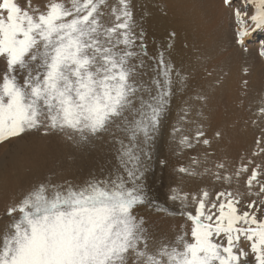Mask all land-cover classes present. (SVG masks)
Returning <instances> with one entry per match:
<instances>
[{
	"label": "snow or ice",
	"instance_id": "obj_1",
	"mask_svg": "<svg viewBox=\"0 0 264 264\" xmlns=\"http://www.w3.org/2000/svg\"><path fill=\"white\" fill-rule=\"evenodd\" d=\"M221 3L236 25L238 46L264 30V0ZM136 27L130 0H0V143L42 130L79 142L109 133L118 145L115 172L82 183L45 180L6 206L0 264H264V129L251 156L232 170L223 162L208 166L220 129L211 137L203 122L189 121L196 125L191 135L173 129L180 150L208 149L178 171L226 187L192 193L194 211L185 210L189 193L171 195L190 231L150 249L149 226L136 209L148 200L152 144L172 86L184 77L161 51L151 58L155 75L143 79L147 45ZM197 99L206 105L209 97ZM188 114L185 109L180 119ZM197 115L208 120L203 107ZM257 115L264 116V107Z\"/></svg>",
	"mask_w": 264,
	"mask_h": 264
},
{
	"label": "rangeland",
	"instance_id": "obj_2",
	"mask_svg": "<svg viewBox=\"0 0 264 264\" xmlns=\"http://www.w3.org/2000/svg\"><path fill=\"white\" fill-rule=\"evenodd\" d=\"M170 1L174 2V3H170ZM175 1H178V2H175ZM240 1L241 0L235 1V4L237 2L239 3ZM182 2H183V5H180ZM192 2H194L193 5H192ZM36 3H38V2H36ZM39 3L41 5H43L42 3H45V2H39ZM156 3H157V6H156ZM221 4H222L221 0H166V1L165 0H163V1L162 0L161 1L160 0H155L153 8H155L154 9V14L156 13V15L158 16L157 17L155 15V17H157V20H156L157 21V26H158L157 28L159 30L156 31V33L154 34L155 36L154 35L151 36L152 34L149 33V32H152V30L143 31L144 32V36L146 37V38H144V41H145L146 45L149 42L148 45H147V48H148L147 49V53H148L149 57H150V55H152L154 49H155V51H154L155 54L154 53L153 54L156 55V56H158V51L159 52L162 51L164 53L165 59L170 61L172 63V65H173L174 69L176 71H178L184 77L183 83H181L179 80H177L172 86V91H174V92L176 91L178 93V94L175 93V94H177V95H175L174 92H173L172 94H174L175 96L172 95V97L174 99L177 96L176 97L177 99L175 98V100H172L173 101V109H172V112H171V116L169 115L170 114L169 112L171 110H169V112L165 113L166 116L164 115V118H162L161 125H160L161 127L159 128V131H160V129H162L161 133L162 132H164V133H162L160 135L162 137L157 139L158 141L156 140V143H158L159 145H157L155 143L156 146H157L156 147L154 142L152 144V145L155 146V149L153 151L154 147L152 146L151 151H153L154 152L153 154H155V155L152 154V158H154L153 159V163H152L153 164V168H152V171H151L152 174H149V176L147 178L148 200H147V202L144 205L139 206L136 209V214L138 216H143L145 219L149 220V221L147 220L148 222L146 221L147 223H149L150 221L153 222L154 225H151L152 224L151 222L149 223V228L150 229H152L153 226L156 227V224H158V221H159V223L161 221V223L164 224V226L163 225H160V226H162L163 228H165V226H167L165 228V230L169 229V231L173 232L177 227L181 226L182 224L184 225V224L187 223V220H185V217L177 214V213H179V210H181V203L179 201H173L172 199H170L171 195H173V193H175V190L178 187V184L176 183L175 178L177 179V182L180 181V178L177 176V172L180 175L182 174V173H180L178 171L179 167L181 166V163H182V166L184 165V167H185V165H186V167H188V166H190L189 164H191L190 163L191 161L187 162L188 160H185V158L182 157L183 155L185 157H187L186 154L188 153V156H190V154H191L190 157H195V158H197L199 156L202 157V155L207 150V149H205V147L203 145H196L192 149L180 150L179 145L177 143V141L179 140L180 133H174L173 132L174 128H176V127L180 128L181 127L184 130V134L191 135L192 134L191 131H193L194 128L196 127L195 124L188 123L187 119L183 120V121L180 119L181 116H183L184 110L186 108L190 109L188 107V105H187V102L192 100V98H190L189 94L190 95L191 94L192 95H200V93L205 94L206 92H209L210 89L207 88V87H211L212 84H208V83H210V81L212 83L215 80L214 78H217L216 75H213L211 73L214 70V68L218 69V71L220 73L223 72L224 70L230 69L228 66H224L223 65L224 64L223 62L227 61L226 56H227V53H229V51L231 53H235V52H237L238 49H240V51L244 49L245 52H246V51L250 50V48H251V44L250 45H245L247 42H245L242 47L235 45V43H234L235 23L232 22L233 18H231L232 17L230 15L231 13L228 14L229 12L227 13V11H225V8L223 10V7H222ZM170 5H172V7ZM173 5H175V7ZM176 5L181 7V8H178ZM156 7H158V9ZM183 7H186V8H183ZM181 9H184V10H181ZM161 13H163L164 15L161 14ZM219 13H221V14H219ZM227 14H228V16H226ZM158 18L160 19L159 20L160 22L158 21ZM230 19H231V21H230ZM228 23L232 24L234 29H229L228 27H225V26L229 25ZM222 28H226L232 34L231 48H229L228 45L227 46H222V38H220V43H218L215 46V48L212 50V53H211L210 49H209L210 47H208V46H209V44H213L214 36L217 34L218 30H221ZM173 32L175 33L174 37L170 36V33H173ZM149 34H150V36H149ZM249 40L250 39H247V41H249ZM255 40H257L255 42V44L257 45L259 43L258 40H260L259 35H257L255 37ZM154 43H156V44H154ZM169 44H171V47H168ZM233 45H234V47H233ZM151 46H152V48H150ZM158 47H160V49H162V50H159ZM256 50H257V48H256ZM151 51H152V53H151ZM243 51H241L240 53H243ZM154 55H152V57H156ZM149 57L148 56L145 57V63H146V61L148 63V64L146 63V65H148L147 66L148 68H146L147 69L146 71H147L148 74L149 73L152 74L153 72H151V71H152V68L154 66V63H153V60L151 59V57L150 58ZM221 57H224L223 61H222V65L219 64L220 67H217L218 62L221 59ZM150 61H151V63H150ZM253 63H254L253 67L250 66V67L247 68L246 65H242V64L238 67V65L235 62V60L231 57V61H230L229 64H230V66H231V64H236V70L224 71V73H232L233 72L232 74H235L236 77L234 79H229V78L228 79L227 78L226 79L225 78L221 79V78H219L220 79L219 93L213 96V98L211 100V104L208 106V110H207V112H208V116H207L208 120L207 121H203V123H205L206 126L208 124H210L211 127H212V128H208L209 129L208 130L209 137H211L213 131H215L217 129V127H216L217 123L218 124L221 123L219 126H221L222 123L223 124L224 123L228 124V125L226 124L227 128L229 127L230 129L229 128L225 129L226 126L224 124V125L221 126L220 130L221 131H225L226 133L228 131V133L226 135L227 136L226 138L229 139V137H230V139H231L230 142H232V143L234 142L238 146L235 147V144H233L232 146H234V147H232L231 143H229L230 145L227 144L228 143V141H227L228 139L225 140V136L224 135L226 133L223 132L224 133V134L222 133L223 134V139H221L220 141L225 140L226 142L223 141V143H221V144L224 146L225 145L224 143H226L228 146L225 145L226 147L224 148V147H221V144H219L220 143L219 141L216 142L218 145L215 143V141H213L212 148L215 147L214 145L216 144V146H218V151H222L223 148L226 149L227 147H229V148L231 147L232 148V150L230 148L231 153L234 152V151H235L234 153H237L238 151H236L235 148H238L239 145L243 146V148L241 147L242 151H239V152H241V154L237 153L234 156H237L238 154H240V155H238L240 157H250L251 153H252V151L254 149V141H255V139L258 136L261 135V129H264L263 127L259 126V123H256V122L253 123L254 120H253V115H252V107H255L257 104L261 105V107H264V63H262V61L260 59H258V57H256L253 60ZM196 64H198V66H200V67H197ZM242 67H244V70L247 69V75L244 74V70L241 69ZM150 68H151V70H150ZM196 68L197 69L199 68V69L197 70ZM201 70L202 71L204 70L203 73H202ZM205 71H206V74H204ZM208 71H209V73H208ZM173 75H174V79H175V74H173ZM149 76L151 77V75H149ZM149 76H145V77H143V79L145 78V80H148V78H150ZM200 76H202V77H200ZM211 78H212V80H211ZM209 79H210V81H209ZM244 80L248 81L246 87L242 83ZM215 82L216 81H214L213 84H215ZM206 83L208 85H206ZM209 85H211V86H209ZM203 86H205L207 88V89H205V87H204L206 92L202 91ZM194 89L195 90L198 89L199 92L201 90V92L199 94H196V92H198V90L195 91ZM186 96L188 98H190V99H188ZM191 97H193V99L194 98L197 99V96L196 97L191 96ZM193 105H195V104H193ZM165 117L168 120V121L166 120L167 122L165 121ZM171 121H173V122H171ZM173 124H175V125H173ZM162 125H163L164 128H166L165 130H164V128H162ZM177 125H179V126H177ZM189 126L190 127L192 126V128L190 129ZM231 128L232 129L234 128V130H232ZM166 130H167V132H166ZM33 131L36 132L38 136L42 135V130L41 131L33 130ZM165 132H166L167 135L165 134ZM210 132H212V133H210ZM26 134L22 135L19 139H22V140L30 143V141L28 139L29 136H30V132H28ZM238 134H239V137L237 136ZM108 135H110V134L104 133V139L106 137L108 138ZM164 135H166V136L164 137ZM100 136H102V135H100ZM100 136L95 137V139H93L91 142H95V140L100 138ZM156 136L158 137V135H156ZM235 137L236 138H240V139H236ZM163 138L165 139V141H164ZM16 139L17 138L11 139L10 141H8L6 143H1L0 144V147H1L0 148V160L3 161L4 158L6 160L7 157L10 156L11 154H13L12 156H15L16 153L22 154V153L25 152L24 150H22V149H20L18 147V146L21 145V143H18V141H16ZM161 139H162V141H161ZM235 139L237 140V142L234 141ZM22 140H19V142L20 141L22 142ZM239 140H241L243 144ZM108 143H109V146L106 145V143H104L106 145L107 149L105 147L99 149L97 151V155H96L95 152L88 151V154L86 155V157H83V153L81 151L79 152L81 160H77V162L74 163L75 165H72L73 167L74 166L75 167L76 166L79 167V165H80L79 163H81L83 161L86 162V160H88L89 162H92V161L96 160V162L94 161V164L92 166L94 169H86V170L84 169L83 171L82 170L80 171V168L82 169V167H79V168H77V167L75 168L74 167V171H75V173H74L75 174L74 175V183H82L85 180L89 179V177L91 178V177L98 176V177H95V178H102V177H104V176H106V175H108L110 173H113V172H115L117 170L118 160H117V151L116 150L118 148V145L117 144L115 145V144H113L111 142H107V144ZM164 143H168V144H165L167 146L166 148H169L170 145L173 144L172 145L173 147L172 146L171 147L173 148V152L174 153H172V151H170V149L172 150V148H169V149L166 150V148H164V145H163ZM18 144H20V145H18ZM219 145H220V148H219ZM115 146H116V148H115ZM114 148L116 150H114ZM163 148L168 153V155H167V153L165 151H163ZM174 148H176V151L174 150ZM233 148H234V150H233ZM241 148H238V150H241ZM159 149H160V151L162 150L161 152H163V153H161L159 151ZM214 149L217 150V148H214ZM214 149H212V151L215 152V155H218V154L223 155V153H225L224 155L226 156L227 151L230 153V150H228V149H226L225 152L222 151L223 153H220V152L218 153V151H215ZM155 150L156 151L158 150L159 152L155 153ZM168 150L170 151V153L174 154L175 156L178 154L177 157H175L173 155L174 158L172 159L171 158L172 156H171V154L169 153ZM198 151H199V153H198ZM99 153H100V155H99ZM182 153H184V154L180 155ZM229 153H228L229 156L228 155L227 156H228V158L231 157V159L229 158L230 160H228L226 157H223L221 155H220V158H219V155H218L217 159L218 160H220L221 158L222 159H221V161H217V162H223L229 167V169H231V168L233 169L232 166L236 165L234 163V161L238 164L239 160H241V159H238L239 157L238 158L234 157V160H233V155L231 153L230 154ZM162 154H163V156H162ZM165 154L167 156H170V157H167L168 161H166V155ZM215 155H212L211 157L213 158ZM54 157L57 158L56 155H54ZM48 158L50 159V157H48ZM175 158H176V160H175ZM212 158H210L211 159L210 162L212 160L213 161L209 164V166L210 165L212 166V164L215 163L214 159H212ZM202 159H203V157H202ZM223 159H225V160H223ZM157 160H159L160 162L161 161H165L166 165L165 164L161 165V163L159 161H157ZM170 160H172V162ZM231 160H232L233 164H232ZM173 161H175L176 164H173V163H175ZM184 161H186V162H184ZM56 162H58V160H56ZM227 162H228V164L230 166L227 164ZM51 163L52 162L50 160H44L43 162H38V166L42 167L41 168L42 170L37 171V173H35L34 175H38L39 176V181L42 182L43 179H44V181H45V179L47 180L48 176H50V177L62 176V174L64 175L66 173V171H64L65 170V166L62 163H60L59 168H57L56 170H53L52 172L49 173V170H47V169L51 170L50 167L53 164V163L52 164ZM168 163H169V165H168ZM178 163H180V164L178 165ZM45 166H46L47 169L45 168ZM97 166H99V167H97ZM172 166L173 167L176 166V167L173 168ZM29 170L30 169H27L26 171H29ZM58 170L60 171V173H59ZM168 172H170V173H168ZM40 173L41 174L45 173L44 175H46V174L47 175L46 176L40 175ZM4 174L1 176L2 178L0 177V180H1L0 181V189H2V192H4V193L6 192V195L0 196V217H2V218H0V221L1 220L3 221V222H0V225L2 226V228H4L3 227L4 222H8L7 217L4 216V213H5V210H6V206L10 202L17 201L30 186V181L28 179L24 180L25 183H23L22 180H19V179H23V177H25L24 174H22V176L17 177V175L14 173V171L12 169L9 170L8 167H7V169H6ZM57 174H59V175H57ZM168 175L172 176L173 178L170 179V177ZM182 175H184V174H182ZM185 176L188 177L189 175H185ZM20 177H22V178H20ZM28 177L30 178V176H27L25 178H28ZM154 177H156V178H154ZM204 178H205V176H204ZM2 179H3V182H2ZM169 179H170V181H169ZM206 179L209 180V177L207 176ZM210 180H212L211 177H210ZM20 181H21V183H20ZM63 181H66V180H63ZM172 181H174V182H172ZM56 182L58 183V182H61V181H55V183ZM1 183H3V184L1 185ZM243 183H244V181H243ZM243 183H241L242 186L244 185ZM19 184H20L21 188H20ZM22 184H23V187H22ZM171 184H172V186H171ZM217 185H221V187L220 186H216L214 191H213V194L215 193V191H218L221 188L226 187V185H223L221 183L220 184L218 183ZM234 186H235V183H234ZM205 187L206 186L204 185L203 188H205ZM231 187H233V185H231ZM149 189H150V191H149ZM182 191H184V190H182ZM185 191H187L189 194H191V192H194V190H190V188H188ZM0 192H1V190H0ZM16 192H18L19 194H17L16 197L14 198V194ZM20 192H23V193H20ZM1 194L2 193H0V195ZM149 198L151 200H149ZM152 198L154 199V201H153ZM189 201L190 200L187 201V204H188L187 209L188 208L189 209L188 210L185 209V210L190 211L192 209L191 211H194L195 205L192 202H189ZM170 206H171V209L169 208ZM173 207H175L176 209L173 208ZM166 208H169L171 211L166 209ZM172 215H173V220H172ZM178 215H179L180 218L178 217ZM261 215H264V213H261ZM158 216H161V217L159 218ZM170 216H171V218H170ZM176 216H177V218H176ZM155 217L158 219V221H157V219ZM181 217L183 218V220H182ZM3 219L4 220L6 219V220L4 221ZM162 219L164 220V222L166 221V224L163 223ZM167 220H169V221H167ZM170 220H172L173 223ZM184 221L186 223H184ZM2 223H3V225H2ZM168 223H169V225L172 223L171 224L172 226L170 225L171 226V230L169 228L170 226H168ZM189 224L190 223L188 222L186 225H189ZM1 226H0V228H1ZM189 226H191V224ZM157 227H159V226H157ZM2 228H1V231L3 230ZM156 228H153V231L156 230ZM151 231L152 230H150V233H152V234L156 233L155 231L154 232L153 231L151 232ZM153 236L154 235H152V238H153Z\"/></svg>",
	"mask_w": 264,
	"mask_h": 264
},
{
	"label": "bare ground",
	"instance_id": "obj_3",
	"mask_svg": "<svg viewBox=\"0 0 264 264\" xmlns=\"http://www.w3.org/2000/svg\"><path fill=\"white\" fill-rule=\"evenodd\" d=\"M161 1V0H160ZM163 1V0H162ZM166 1V0H165ZM36 2H46V0H33V3L35 4ZM154 2H155V0H130V4H131V10H132V12H133V20L135 21V23H136V25H137V27H136V31H139V30H143V31H149V30H152V32H149V33H151L152 35L151 36H153L155 33H156V31L157 30H159L157 27V15H156V13L154 14V9L155 8H153L154 7ZM168 2V1H167ZM175 2H178V1H175ZM116 3V0H109V5H111V4H115ZM160 3V2H159ZM165 3V2H164ZM169 3V2H168ZM170 3H174V2H171L170 1ZM193 3L194 2H192V5H193ZM238 3V2H237ZM236 3V4H237ZM240 3V2H239ZM238 3V4H239ZM40 4V3H39ZM42 4H44V3H42ZM165 5V4H164ZM179 5V4H178ZM180 5H183V2L180 4ZM222 5V4H221ZM156 6H157V3H156ZM171 7H172V5H170ZM174 7H175V5H173ZM177 6V5H176ZM185 6V5H184ZM191 6V5H190ZM178 8H181V7H179V6H177ZM192 7V6H191ZM222 7H223V5H222ZM157 9H158V7H156ZM183 8H186V7H183ZM181 10H184V9H181ZM223 10H224V7H223ZM225 11H227V13L228 14H230V11L229 10H227V9H225ZM161 14H163V13H161ZM219 14H221V13H219ZM228 14L226 15V16H228ZM155 15L157 16V17H155ZM164 15V14H163ZM231 15V14H230ZM231 17V16H230ZM229 17V18H230ZM232 18V17H231ZM160 19L158 18V21H159ZM229 20V19H228ZM230 21H231V19H230ZM160 22V21H159ZM232 22H234V20L232 21ZM231 23V22H230ZM229 24V23H228ZM154 27V28H153ZM225 27H228L229 29H234V27L232 26V24H229V25H227V26H225ZM151 28V29H150ZM153 28V29H152ZM256 31H253V33H255ZM263 35V34H262ZM149 36H150V34H149ZM155 36V35H154ZM259 37H260V40H262V36H261V34H259ZM144 38H146L145 36H144ZM220 38H222V46H227L228 45V47L229 48H231V41H232V34H231V32H229V30H227L226 28H222L221 30H218V32H217V34L214 36V42H213V44H209V46L208 47H210L209 49H210V52L212 53V50L215 48V46L218 44V43H220ZM247 39H252V40H255V38L253 39L252 38V35L250 34L249 36H247L246 38H245V41H244V43L245 42H247ZM157 40V39H156ZM149 43V42H148ZM148 43H147V45H148ZM151 43V42H150ZM154 44H156V43H154ZM161 44V43H160ZM151 45V44H150ZM158 45V44H157ZM155 47V46H154ZM162 47V46H161ZM233 47H234V45H233ZM150 48H152V46L150 47ZM256 48H257V46H254V45H251V48H250V50H248V51H246L245 52V50L243 51V50H241V51H243V53H240L241 51H240V49H238L237 50V52H235V53H231L230 51H229V53H227V56H226V59H227V61L230 63V61H231V57L235 60V62L237 63V65H238V67L242 64V65H246V67L248 68V67H250V66H254L253 64V60L257 57V50H256ZM148 49V48H147ZM158 49L159 50H162V49H160V47H158ZM150 50V49H149ZM154 51H155V49H154ZM154 51H153V53H154ZM157 51V50H156ZM151 53H152V51H151ZM152 53V55H154ZM158 53H159V51H158ZM152 55H150V57L152 58ZM154 56H156V55H154ZM148 57H149V55H148ZM149 57V58H150ZM148 58V59H149ZM223 58L224 57H221V59L219 60V62H218V65H217V67H220V65L219 64H221L222 65V61H223ZM150 60V59H149ZM198 61V60H197ZM196 61V62H197ZM227 61H224L223 63V65L224 66H228L230 69H228V70H224V71H232V70H236V64H231V66H230V64L227 62ZM195 62V63H196ZM146 63H147V61H146ZM150 63H151V61H150ZM148 64V63H147ZM1 65H3V62H1L0 61V69H3L2 68V66ZM151 65V64H150ZM153 65V64H152ZM197 65V67H200V66H198V64H196ZM148 66V65H147ZM206 66V65H205ZM154 67V66H153ZM208 67V66H207ZM148 68V67H147ZM197 69V68H196ZM199 69V68H198ZM197 69V70H198ZM211 69V68H210ZM242 70H244V67H242L241 68ZM147 70V69H146ZM150 70H151V68H150ZM149 70V71H150ZM206 70V69H205ZM250 70V69H249ZM2 71V70H1ZM202 71V70H201ZM200 71V72H201ZM204 71V70H203ZM203 71H202V73H203ZM224 71L223 72H219L218 71V69H216V68H214V70L211 72L213 75H216L217 76V78H214L215 80L214 81H216L215 82V84H213V82L211 83V81H210V79H209V81H210V83H208V84H212V86L211 85H209V86H211V87H207V88H209L210 90H209V92H206V90L205 89H207L205 86L206 85H208L207 83H206V85L205 86H203V89H204V87H205V89L203 90L202 89V91H205L206 93L205 94H202V93H200L201 92V90H200V92H199V90L198 89H196V90H198V92H196V94H199L200 93V95H207L208 97H209V99H208V102H207V104L206 105H202V102L200 101V100H198V99H196V98H194L193 99V97H191V96H194V97H196V96H198V95H190L189 94V96H190V98H192V100H190V101H188L187 102V105H188V107L190 108V110H191V112H190V114L188 115V117L191 119L190 121H197V122H203V121H201L200 120V117L197 115V112L199 111V110H201V108L203 107V111H204V114H205V116H208V112H207V110H208V106L211 104V100H212V98H213V96L214 95H216V94H218L219 93V84H220V79L219 78H229V79H234L235 77H236V75L235 74H232V73H224ZM151 72H153V71H151ZM208 73H209V71H208ZM207 73V74H208ZM220 73V74H219ZM148 74V73H147ZM204 74H206V71H205V73ZM203 74V75H204ZM149 75H151V77L152 76H154L155 75V73L153 72L152 74L151 73H149L147 76H149ZM220 76V77H219ZM150 77V76H149ZM150 77V78H151ZM200 77H202V76H200ZM147 78V77H146ZM145 79V78H144ZM149 79V78H148ZM211 80H212V78H211ZM208 81V82H209ZM232 81V80H231ZM190 88V87H189ZM191 89V88H190ZM200 89V88H199ZM195 90V89H194ZM195 90V91H196ZM174 91H172V93H173ZM189 92V91H188ZM175 93H177L176 91L174 92V94ZM187 93V92H186ZM194 93V92H193ZM204 93V92H203ZM174 94H172V95H174ZM178 94V93H177ZM177 94H175V95H177ZM195 94V93H194ZM174 95V96H175ZM188 95V94H187ZM177 97V96H176ZM175 97V98H176ZM187 97V96H186ZM175 98L173 99V97L171 96V98H170V103H169V106H168V108H167V111L166 112H169V110H171L168 114L171 116V112H172V109H173V101L172 100H175ZM188 98V97H187ZM190 98H188V99H190ZM177 99V98H176ZM192 103V104H191ZM193 104H195V105H193ZM258 105V104H257ZM195 106V107H194ZM195 108V109H194ZM187 109V108H186ZM188 113H189V111H188ZM184 114V113H183ZM166 116V115H165ZM164 118V117H163ZM169 118V117H168ZM171 119V118H170ZM164 120V119H163ZM167 120V118L165 117V121ZM186 120V119H185ZM168 121V120H167ZM166 121V122H167ZM171 122H173V121H171ZM163 123V122H162ZM170 123V122H169ZM185 123V122H184ZM183 123V124H184ZM190 123V122H189ZM171 124V123H170ZM191 124V123H190ZM189 124V125H190ZM221 124V123H220ZM220 124H218L217 123V129H221V126L222 125H224L225 124V126H226V128L225 129H228L227 128V123H222V125L221 126H219ZM227 124V125H226ZM173 125H175V124H173ZM216 125V124H215ZM234 125V124H233ZM177 126H179V125H177ZM224 126V127H225ZM161 127V126H160ZM190 127V126H189ZM188 127V128H189ZM195 127V126H194ZM215 127V126H214ZM215 127V128H216ZM231 127V126H230ZM162 128H164L163 127V125H162ZM177 128V127H176ZM181 128V127H180ZM192 128V126L190 127V129ZM210 128H212V127H210ZM214 128V129H215ZM235 128V127H234ZM234 128L232 129V130H234ZM166 128H164V130H165ZM213 129V130H214ZM230 129V128H229ZM186 130V129H185ZM188 130V129H187ZM209 130V129H208ZM212 130V131H213ZM223 130V129H222ZM161 131H162V129H160V131H158V133L156 134V135H158V137L156 136L155 138V140H154V144L156 143V140L157 139H159L160 137H162V136H160L162 133H164V132H162L161 133ZM227 131V130H226ZM231 131V130H230ZM238 131V130H237ZM166 132H167V130H166ZM166 132H165V134H166ZM192 133H193V131H191ZM223 132H225V131H222V133ZM172 133V132H171ZM210 133H212V132H210ZM226 133V132H225ZM227 133H228V131H227ZM227 133L224 135L225 136V140L226 139H228V138H226L227 136ZM232 133V132H231ZM109 134V133H108ZM224 134V133H223ZM23 135H25V134H23ZM27 135V134H26ZM29 135V134H28ZM102 136H100V138H98V139H96L95 140V142H91L93 139H95V138H92V137H90L89 139H88V141L87 142H79L75 137H73V139H69L68 138V136H66L64 133H61V132H50L48 135H44V134H42V135H37V133L36 132H34V131H30V136H29V141H30V143H28V142H26V141H24V140H22V139H19V138H17L16 139V141H18V143H21V145L20 144H18V145H20V146H18L20 149H22V150H24L25 152L24 153H22V154H18V153H16V155L15 156H12L13 154H11L10 156H8L7 157V159L5 160V158L3 159V161L2 160H0V177L5 173V171H6V169H7V167H8V169L10 170V169H12L13 171H14V173L17 175V177H19V176H22V174H24L25 175V177H27V176H33L35 173H37V171H39V170H42L41 168L42 167H39L38 166V162H43L44 160H50L52 163V166L50 167L51 168V170L50 169H47L46 168V166H45V168L47 169V170H49V173L50 172H52L53 170H56L57 168H59V166H60V163H62V164H64V166H65V170L64 171H66V173L63 175L62 174V176H54V177H50V176H48V179L47 180H51L52 181V183H55V181H58V180H66V181H71L72 183H74V173H75V171H74V167L72 166V165H75L74 163L75 162H77V160H81V158H80V155H79V152L81 151L82 153H83V157H86V155L88 154V151H91V152H95L96 153V155H97V151L99 150V149H101V148H106V145H108L109 146V143L107 144V142H111V143H113V144H115L116 145V143H114L113 142V137H112V135H108V138L106 137L105 139H104V133L103 134H101ZM167 135V134H166ZM166 135H164V137L166 136ZM173 135V134H172ZM232 135V134H231ZM174 136V135H173ZM238 137H239V134L237 135ZM28 137V136H27ZM236 138V137H235ZM164 139V138H163ZM173 139V138H172ZM223 139V138H222ZM236 139H240V138H236ZM234 140L235 142H237V140ZM19 140H22V142L20 141L19 142ZM225 140H223V141H225ZM230 137H229V139L227 140L228 141V143L227 144H229V143H231V146L233 145V144H235L234 142L232 143V142H230ZM158 141V140H157ZM161 141H162V139H161ZM164 141H165V139H164ZM167 141V140H166ZM177 141V140H176ZM175 141V142H176ZM223 141H220L219 140V144H221V143H223ZM241 143H242V141L241 140H239ZM216 142H218V141H215V143ZM226 142V141H225ZM239 142V143H240ZM104 143H106V145L104 144ZM177 143H178V141H177ZM238 143V144H239ZM16 144V143H15ZM157 145H159L158 143H156ZM156 144H155V146H156ZM162 144V143H161ZM165 144H168V143H164L163 145H164V148H166L167 146L165 145ZM217 144V143H216ZM216 144L214 145L215 147H213L212 149H214V148H217V150H215V151H218V146H216ZM226 146H228L226 143H224ZM243 144V143H242ZM17 145V144H16ZM173 144H171L170 145V147L169 148H172L173 146H172ZM213 145V144H212ZM218 145V144H217ZM223 146L222 144H221V147H226V146ZM230 145V144H229ZM111 146V145H110ZM154 148H153V151H154V149H155V146L154 145H152ZM172 146V147H171ZM238 145L237 144H235V147H237ZM157 147V146H156ZM159 147V146H158ZM232 147H234V146H232ZM243 148V146H240L239 145V147L238 148ZM1 148V147H0ZM115 148H116V146H115ZM114 148V150H116ZM160 148V147H159ZM163 148V151H165V149ZM169 148H166V150L167 149H169ZM201 148V147H200ZM219 148H220V145H219ZM223 148V150L222 151H224L225 152V150L226 149H228L229 147H227L226 149H224ZM231 148V147H230ZM230 148L228 149V150H230ZM238 148H235L236 149V151H238L237 153H240L241 154V152H239V151H242V148H241V150H238ZM107 149V148H106ZM111 149V148H110ZM157 149V148H156ZM179 149V148H178ZM104 150V149H103ZM102 150V151H103ZM113 150V149H112ZM174 150L176 151V148H174ZM195 150V149H194ZM203 150V149H202ZM208 150V149H207ZM206 150V151H207ZM221 150V149H220ZM231 150H232V148H231ZM231 150H230V153H231ZM233 150H234V148H233ZM101 151V152H102ZM153 151H151L152 152V154L154 153ZM159 151H160V149H159ZM158 150L156 151L155 150V153H158L159 152ZM162 151V150H161ZM160 151V152H161ZM169 151V150H168ZM170 151H172V153H174L173 152V148H172V150L170 149ZM170 151H169V153H170ZM178 151V150H177ZM193 151V150H192ZM222 151H218V153L220 152V153H223ZM100 152V153H101ZM166 152V151H165ZM181 152V151H180ZM191 152V151H190ZM214 152V151H213ZM235 152V151H234ZM234 152H232L231 154L233 155V160H234V157L236 158H238V159H241V157L240 156H238V155H240V154H238L237 156H234V155H236L237 153H234ZM100 153H99V155H100ZM161 153H163V152H161ZM167 153V152H166ZM172 153H170L171 154V158L173 159L174 157H173V155L174 154H172ZM179 153V152H178ZM187 153V152H186ZM197 153V152H196ZM198 153H199V151H198ZM217 153V154H218ZM228 151H227V153H226V156L224 155L225 153H223V155H221V154H218L219 155V158H220V155L221 156H223V157H226L228 160H230L231 159V157H229L228 158ZM229 153V154H230ZM234 153V154H233ZM184 153H182V154H180V155H183ZM203 154V153H202ZM201 154V155H202ZM54 155H56L57 156V158L56 157H54ZM104 155V154H103ZM109 155V154H108ZM153 155H155V154H153ZM157 155V154H156ZM166 155V154H165ZM167 155H168V153H167ZM166 155V161H168L167 159V157H170V156H167ZM178 155V154H177ZM177 155L175 156V157H177ZM214 155H215V152H214ZM218 155H215L213 158L212 157H210V158H212V159H214V162L216 163L217 161H221V159L220 160H218L217 158H218ZM228 155V156H227ZM231 155V156H232ZM102 156V155H101ZM162 156H163V154H162ZM186 156L187 157H185L184 155L182 156L183 158H185V160H188L187 162H190L191 160H192V158H195V157H190L191 156V154H190V156H188V153L186 154ZM193 156V155H192ZM48 157H50V159L48 158ZM154 157V156H153ZM197 157V156H196ZM202 157H203V155H202ZM202 157L201 156H199V157H197V158H199V159H202ZM20 159V160H19ZM153 159L154 158H152V163H153ZM226 159V160H227ZM56 160H58V162H56ZM108 160V159H107ZM162 160V159H161ZM175 160H176V158H175ZM178 160V159H177ZM180 160V159H179ZM211 160V159H210ZM223 160H225V159H223ZM95 162H96V160H94ZM94 161H92V162H89L88 160H86V162L85 161H83V162H81V163H79L80 165H79V167H82V169L80 168V171L82 170H86V169H94L92 166H93V164H94ZM157 161H159V160H157ZM171 162H172V160H170ZM169 161V162H170ZM213 161V160H212ZM211 161V162H212ZM48 162V161H47ZM46 162V163H47ZM98 162V161H97ZM156 162V161H155ZM160 162V161H159ZM173 162H175V161H173ZM178 162V161H177ZM181 162V161H180ZM184 162H186V161H184ZM210 162V163H211ZM213 162V163H214ZM226 162V161H225ZM229 162V161H228ZM228 162H227V164H228ZM231 162H232V160H231ZM239 162H240V160H239ZM99 163V162H98ZM97 163V164H98ZM191 163V162H190ZM209 163V164H210ZM234 163L235 164H237L235 161H234ZM42 164V163H41ZM77 164V163H76ZM171 164V163H170ZM173 164H176V162L175 163H173ZM180 163H178V165H179ZM232 164H233V162H232ZM234 164V165H235ZM45 165V164H44ZM166 165V164H165ZM168 165H169V163H168ZM189 165H191V164H189ZM229 165V164H228ZM43 166V165H42ZM181 166H182V163H181ZM184 166V165H183ZM209 166V165H208ZM211 166V165H210ZM230 166V165H229ZM44 167V166H43ZM77 168H79L78 166H76ZM75 167V168H76ZM97 167H99V166H97ZM173 167V166H172ZM176 166H174L173 168H175ZM185 167H186V165H185ZM189 167V166H188ZM233 168H234V166H232ZM229 168V167H228ZM27 169H30L29 171H26ZM100 169V168H99ZM232 169V168H231ZM231 169H229V170H231ZM46 170V171H47ZM59 171V170H58ZM74 171V172H73ZM92 171V170H91ZM99 171V170H98ZM158 171V170H157ZM160 171V170H159ZM44 172V171H43ZM79 172V171H78ZM171 172V171H170ZM170 172H168V173H170ZM177 172V171H176ZM48 173V172H47ZM59 173H60V171H59ZM81 173V172H80ZM39 174V173H38ZM45 174V173H44ZM44 174H41L40 173V175H44ZM77 174V173H76ZM87 174V173H86ZM150 174H152V173H150ZM5 175V174H4ZM47 175V174H46ZM46 175H44V176H46ZM53 175V174H52ZM57 175H59V174H57ZM158 175V174H157ZM173 175V174H172ZM186 174H184V175H180L178 172H177V176L180 178V181H178L177 182V179L175 178V180H176V183L178 184V187L176 188V190H175V192H180V193H188L187 191H185V190H187L188 188H190V190H194V192H191V194L192 193H198L199 192V190L201 189V188H203L204 187V185L206 186L205 188H207L209 191H211L212 193H213V191H214V189H215V187L216 186H220L221 187V185H217L218 183H213L212 182V180H210V177H209V180L208 179H206V177L207 176H205V178H204V176L203 177H192V176H185ZM86 176V175H85ZM160 176V175H159ZM165 176V175H164ZM169 176V175H168ZM25 177H23V179H19V180H22V182L23 183H25L24 182V180L26 179H28L29 180V177L28 178H25ZM39 177V176H38ZM72 177V178H71ZM95 177H98V176H95ZM170 177V179H172L173 177L172 176H169ZM168 177V178H169ZM2 178V177H1ZM5 178V177H4ZM20 178H22V177H20ZM41 178V177H40ZM90 178V177H89ZM154 178H156V177H154ZM160 178V177H159ZM166 178V177H165ZM7 179V178H6ZM170 179H169V181H170ZM18 180V181H19ZM46 180V179H45ZM82 180V179H81ZM151 180V179H150ZM174 180V181H175ZM1 181V180H0ZM43 181H44V179H43ZM84 181V180H83ZM174 181H172V182H174ZM2 182H3V179H2ZM41 182V181H40ZM62 182V181H61ZM64 182V181H63ZM240 182L241 183H243V180L241 179L240 180ZM20 183H21V181H20ZM57 183V182H56ZM240 183V184H241ZM3 183H1V185H2ZM176 184V185H177ZM220 184V183H219ZM244 184V183H243ZM19 186H20V184H19ZM154 186V185H153ZM171 186H172V184H171ZM203 186V187H202ZM236 186V185H235ZM234 186V183H233V188L235 187ZM240 186V188H241V190L243 189V186H242V184L241 185H239ZM242 186V187H241ZM22 187H23V184H22ZM20 188H21V186H20ZM148 188V187H147ZM182 188V189H181ZM218 188V187H217ZM1 190V192L0 193H2L0 196H3V195H6V192L4 193V192H2V189H0ZM167 190V189H166ZM182 190H184V191H182ZM18 191V190H17ZM149 191H150V189H149ZM26 192V191H25ZM20 193H23V192H20ZM155 193V192H154ZM17 194H19L18 192H16L15 194H14V198L16 197V195ZM153 194V193H152ZM174 194V193H173ZM191 194H189V199L188 200H190L189 202H192L191 201ZM160 195V194H159ZM162 195V194H161ZM150 196V195H149ZM155 196V195H154ZM18 199V198H17ZM20 199V198H19ZM153 199V198H152ZM156 199V198H155ZM166 199V198H165ZM149 200H151L150 198H149ZM153 201H154V199H153ZM152 201V202H153ZM168 203V202H167ZM168 205V204H167ZM163 206V205H162ZM170 209H171V206L169 207ZM169 208H166V209H168V210H170ZM173 208H175V207H173ZM176 209V208H175ZM189 209V208H188ZM187 209V210H188ZM192 210V209H191ZM190 210V211H191ZM145 211V210H144ZM171 211V210H170ZM159 212V211H158ZM177 212V211H176ZM179 212H180V210H179ZM157 213V212H156ZM170 213V212H169ZM175 213V212H174ZM168 214V213H167ZM145 215V214H144ZM149 215V214H148ZM159 215V214H158ZM163 215V214H162ZM169 215V214H168ZM2 216V215H1ZM5 216V215H4ZM167 216V215H166ZM143 217V216H142ZM159 218L161 217V216H158ZM163 217V216H162ZM178 217H179V215H178ZM184 217V216H183ZM0 218H2V217H0ZM5 218V217H4ZM156 218V217H155ZM166 218V217H165ZM164 218V219H165ZM170 218H171V216H170ZM169 218V219H170ZM176 218H177V216H176ZM180 218V217H179ZM178 218V219H179ZM182 218V217H181ZM157 219V218H156ZM4 220V219H3ZM6 220V219H5ZM4 220V221H5ZM148 219H146V221H147ZM163 220V219H162ZM172 220H173V215H172ZM172 220H170V221H172ZM182 220H183V218H182ZM185 220H186V218H185ZM149 221V220H148ZM147 221V222H148ZM157 221H158V219H157ZM167 221H169V220H167ZM178 221V220H177ZM0 222H3L2 220L0 221ZM151 222V221H150ZM149 222V223H150ZM155 222V221H154ZM5 223H7V222H4V225H5ZM149 223H147L148 224V226H149ZM152 224L151 225H154L153 224V222H151ZM163 223H165L166 224V221L164 222V220H163ZM172 223H173V221H172ZM171 223V224H172ZM184 223H186L185 221H184ZM187 223H188V221H187ZM186 223V224H187ZM190 223V222H189ZM159 224V225H158ZM158 224H156V227L157 226H159V227H154L153 226V228H156V230H154L156 233L155 234H152V235H154L153 236V238L149 241V247H150V249H155V248H157V247H159L160 246V244L162 243V242H166V241H170V240H172L174 237H175V235H177L178 233H180L181 232V230L182 229H184V230H189L190 231V227L191 226H189V225H186V224H182L181 226H179V227H177L173 232L172 231H169V229L166 231L165 230V228L167 227V226H165V228H163L162 226H160V225H163L164 226V224H162L161 223V221H160V223H159V221H158ZM170 224V225H171ZM2 225H3V223H2ZM4 225H3V227H4ZM169 225V223H168V226H170ZM1 226V225H0ZM172 226V225H171ZM171 226L169 227L170 228V230H171ZM152 227V226H151ZM1 228H2V226H1ZM1 228H0V231H1ZM153 228L152 229H150V230H152L153 231ZM3 229V228H2ZM151 231V232H152ZM153 231V232H154ZM2 232V231H1ZM247 244H245L244 245V247L245 248H247V246H246Z\"/></svg>",
	"mask_w": 264,
	"mask_h": 264
}]
</instances>
